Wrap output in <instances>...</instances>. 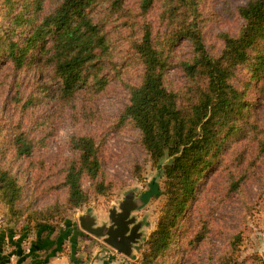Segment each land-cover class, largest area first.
I'll return each mask as SVG.
<instances>
[{
    "label": "rangeland",
    "instance_id": "374dc122",
    "mask_svg": "<svg viewBox=\"0 0 264 264\" xmlns=\"http://www.w3.org/2000/svg\"><path fill=\"white\" fill-rule=\"evenodd\" d=\"M249 1L201 0L202 36L212 57L217 58L224 48L222 34L237 36L242 30L245 20L239 11ZM34 2L0 0V33L10 28L11 40L22 42L31 27L23 23L12 31V19L20 6L26 5L28 15L32 13ZM55 2L44 0L41 5L47 13ZM161 5H157V12L154 8L147 15L148 22L155 26H158L156 16ZM107 27L116 43L110 56L112 62L102 70L108 86L103 94L88 103L70 100L64 106L59 104L61 109L53 103L43 104L48 92L46 87L55 84L48 81V72L37 71L34 59L38 50L33 51V57L18 69L13 68L11 58L4 59L0 54V163L22 187L17 203L19 216L12 214L0 196V240L5 253L11 245L10 231L13 230L10 227L19 232L28 209H42L56 201L65 203L67 188L63 178L67 163L78 156L71 145L72 137L77 135L96 139L101 162L97 179L84 177L82 180L89 194L88 202L79 208L65 209L67 219L83 231L85 238L78 242L112 253L109 260L113 264H142L143 256L148 252V239L163 215L166 196L163 193L151 196L144 203L143 194L150 188L152 180H156L163 190L165 175L161 167L168 160L162 161L161 165L155 163L142 144L140 130L132 122L119 120L129 102L128 86L140 83L143 68L131 56L117 24L107 20ZM263 46L261 41L252 55L255 56ZM194 57L191 43L179 39L171 50L170 63L165 70L167 85L177 92L181 106L189 104L187 100L192 96L193 88L203 90L207 85L204 75L192 79L183 68V63L194 61ZM250 64L248 61L240 65L232 79L237 87L246 88L250 103L244 116L247 123L243 125V132L227 142L217 167L206 170L198 184L196 198L174 229L171 247L159 258L158 264H217L228 258V264H264V73L254 77ZM48 97L53 98L52 94ZM86 111L88 120L80 114ZM15 125L34 139L36 146L32 158H16L11 143ZM126 199L141 203L131 213L140 231L131 255L119 253L102 237L87 233L79 224V216L89 214L96 218L98 225L109 226L112 223L110 212L120 211ZM52 223L58 226L57 221ZM30 236H34V229ZM31 237L25 240V247ZM235 237L237 242L234 244Z\"/></svg>",
    "mask_w": 264,
    "mask_h": 264
},
{
    "label": "trees",
    "instance_id": "16d2710c",
    "mask_svg": "<svg viewBox=\"0 0 264 264\" xmlns=\"http://www.w3.org/2000/svg\"><path fill=\"white\" fill-rule=\"evenodd\" d=\"M43 1L35 0L29 15L24 5L13 16L12 31L23 23L31 27L22 42L11 40L10 28L0 33V54L4 59L11 58L14 69L21 68L33 57L31 53L38 50L34 59L37 71L48 72V81L55 84L46 87L48 92L43 104L53 103L61 109L59 104L64 106L70 100L88 103L105 92L108 81L102 70L112 62L110 56L116 46L107 20L117 24L131 56L143 68L140 83L128 86L129 102L119 120L132 122L140 130L142 144L155 163L161 165L168 160L161 167L165 175L163 190L152 180L143 194L144 203L151 196L161 193L166 196L163 215L148 239V252L142 260V264H158L159 258L171 247L174 229L196 198L206 170L217 167L227 142L241 134L247 123L244 116L250 103L246 88L237 87L232 79L236 69L248 61L254 77L264 73V46L252 55L257 45L264 42V0H250L240 8L245 25L237 36L222 34L224 48L217 58L205 48L200 25L201 0H56L47 13L41 5ZM160 3L156 16L158 26H155L148 22L147 15L154 8L157 12ZM179 39L188 40L195 53L194 61L183 63L185 72L192 79L204 75L207 81L203 90L191 87L189 104L183 106L179 104L177 92L168 87L165 76L171 50ZM51 94L54 99H48ZM80 114L88 120L87 111ZM19 129L20 126L13 127L14 154L16 158H32L35 141ZM1 133L0 125V137ZM71 145L78 156L65 167V203L56 201L42 209H28L21 230L10 227L14 232L10 231L11 245L6 253L0 240V264H7L13 255L18 257V264L27 258H31L30 264H48L47 258L36 254L42 242L60 249L63 239L74 231L83 233L76 223L67 219L65 209L79 208L88 202L89 194L82 180L98 178L99 146L95 138L84 135L73 136ZM1 154L0 141V162ZM21 195L18 179L0 163V196L15 216L20 215L17 203ZM33 229L36 238L27 252L24 242ZM54 232H57L56 239L50 240L48 236ZM228 260L217 264H228Z\"/></svg>",
    "mask_w": 264,
    "mask_h": 264
},
{
    "label": "water",
    "instance_id": "95a60500",
    "mask_svg": "<svg viewBox=\"0 0 264 264\" xmlns=\"http://www.w3.org/2000/svg\"><path fill=\"white\" fill-rule=\"evenodd\" d=\"M140 205L141 203L132 199L124 200L120 211L112 210L110 212L109 217L112 223L109 226L98 225L94 216L82 214L79 216L80 227L91 235L102 237L104 242L119 253L131 255L134 245L140 237L139 227L135 224L131 213Z\"/></svg>",
    "mask_w": 264,
    "mask_h": 264
},
{
    "label": "crops",
    "instance_id": "0c3cea01",
    "mask_svg": "<svg viewBox=\"0 0 264 264\" xmlns=\"http://www.w3.org/2000/svg\"><path fill=\"white\" fill-rule=\"evenodd\" d=\"M56 236L57 232H54L50 234L48 238H50V240H55ZM83 236V233L74 231L69 238L63 239V248L60 249L57 248L59 243L56 245L57 247L55 246L56 248L53 249L49 242H42L36 249V254L40 257L47 258L49 261L48 264H113V262L109 260L112 253L104 249L102 250L100 247H85V243L80 244L78 241L85 238ZM30 237L31 236L28 238ZM35 238L36 234L34 233V236L31 237L30 242H28V246L24 247L27 252L29 251L28 247H30ZM17 260L18 257L13 255L7 264H18ZM30 261L31 258H27L21 264H30Z\"/></svg>",
    "mask_w": 264,
    "mask_h": 264
}]
</instances>
